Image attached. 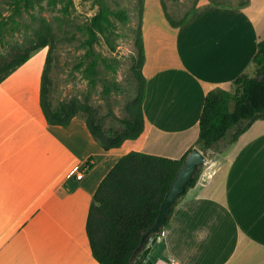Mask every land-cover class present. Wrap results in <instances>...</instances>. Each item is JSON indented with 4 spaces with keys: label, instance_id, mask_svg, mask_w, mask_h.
<instances>
[{
    "label": "crops",
    "instance_id": "crops-1",
    "mask_svg": "<svg viewBox=\"0 0 264 264\" xmlns=\"http://www.w3.org/2000/svg\"><path fill=\"white\" fill-rule=\"evenodd\" d=\"M145 9L138 139L105 150L82 117L49 124L40 101L43 58L0 84V264H99L86 225L108 172L132 151L170 159L203 152L197 141L208 93L233 91L240 76H254L264 0L231 8L203 1L179 27L150 0ZM232 137L204 150L197 184L169 226L149 237L143 264H264V119ZM76 166L82 179L69 176Z\"/></svg>",
    "mask_w": 264,
    "mask_h": 264
},
{
    "label": "trees",
    "instance_id": "trees-1",
    "mask_svg": "<svg viewBox=\"0 0 264 264\" xmlns=\"http://www.w3.org/2000/svg\"><path fill=\"white\" fill-rule=\"evenodd\" d=\"M23 1V2H22ZM34 0H15L14 15ZM21 2L24 5H21ZM99 12L92 18L87 28L86 57L90 60L89 72L96 76L99 62L106 65L107 60L96 54L95 45L104 39L111 50H115L111 36L115 31L112 15L123 19L122 12H114L99 0ZM141 16L137 30L135 46L137 56L133 57V79L127 93L126 114L120 119V128L104 126L103 117H99L88 101L74 98L70 101H55L53 84L50 77L52 54L56 46L54 33L45 22L35 30L34 38L26 44L14 46L13 51L0 59V84L20 67L26 64L42 49L49 47L41 81V107L51 125L68 126L75 117L86 120L93 137L105 150L121 147L128 140L138 139L145 130L143 101L146 93V78L143 75L145 48L142 31L143 0H140ZM249 4L244 0L241 6ZM219 5V4H218ZM166 16L173 27H179L187 21L196 6L182 17L175 19L163 3ZM6 22L0 21V43L3 41ZM256 75L244 74L234 83L233 91L215 89L208 93L204 101L200 118V133L197 146L203 150H212L219 142L228 138L236 129L232 140H236L255 121L264 119V40L260 42L254 57ZM115 89L122 88L115 84ZM110 91V88H106ZM189 150L180 159H170L132 151L113 166L98 186L90 206L87 219V235L94 259L99 264H143L149 254L147 245L138 251L145 233L155 225L161 206L171 189L179 171L185 164ZM201 175L197 170L189 181L186 191L174 202L166 222L155 235L169 226L171 217L189 189L195 187ZM154 235V236H155Z\"/></svg>",
    "mask_w": 264,
    "mask_h": 264
},
{
    "label": "rangeland",
    "instance_id": "rangeland-1",
    "mask_svg": "<svg viewBox=\"0 0 264 264\" xmlns=\"http://www.w3.org/2000/svg\"><path fill=\"white\" fill-rule=\"evenodd\" d=\"M146 1L143 0L142 31ZM203 1L227 8L244 2V0H150V7L156 8L155 10L162 7L164 16L170 24L163 6L164 2L172 16L178 19ZM22 2L21 5H24ZM104 2L112 11L122 12L123 19L112 15L115 31L111 39L115 50H111L104 39H100L95 45L96 54L106 59L108 64L100 61L96 76L88 69L90 60L86 57V41L87 28L92 18L99 12V0H34L27 7L24 6L17 15H14L15 0H0V21L7 24L3 41L0 43V59L11 53L14 46L24 45L34 38L35 30L43 22L47 23L56 40L50 72L55 101H70L74 98L88 101L99 117H103L106 128H120V119L126 114L127 93L133 79V57L137 56L135 40L141 4L140 0ZM48 51L49 47L34 55L33 59H36L32 62V69L38 68L43 58L42 72L44 71ZM115 84L121 86L122 90H116ZM106 88H110V91ZM235 131L236 129H233L229 136H233ZM202 153L204 154V150ZM147 240L150 242L151 239Z\"/></svg>",
    "mask_w": 264,
    "mask_h": 264
},
{
    "label": "water",
    "instance_id": "water-1",
    "mask_svg": "<svg viewBox=\"0 0 264 264\" xmlns=\"http://www.w3.org/2000/svg\"><path fill=\"white\" fill-rule=\"evenodd\" d=\"M260 79H264V71L262 72ZM205 162L206 156L198 148H194L179 171L171 189L167 193L155 225L151 227L143 236L141 246L138 251L145 245L147 239L151 235L156 234L161 228H163L171 211L172 205L186 191L189 181L192 180L197 170Z\"/></svg>",
    "mask_w": 264,
    "mask_h": 264
},
{
    "label": "built area",
    "instance_id": "built-area-1",
    "mask_svg": "<svg viewBox=\"0 0 264 264\" xmlns=\"http://www.w3.org/2000/svg\"><path fill=\"white\" fill-rule=\"evenodd\" d=\"M83 174H84V170L82 171V169L80 167L76 166L70 171L69 176L70 177L75 176L77 179H82ZM172 264H178V263L175 262L174 260H172Z\"/></svg>",
    "mask_w": 264,
    "mask_h": 264
}]
</instances>
